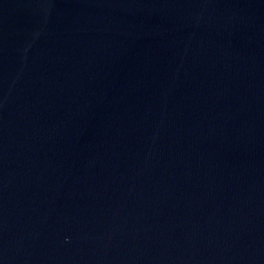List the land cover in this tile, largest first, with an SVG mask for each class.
<instances>
[{
  "label": "water",
  "instance_id": "obj_1",
  "mask_svg": "<svg viewBox=\"0 0 264 264\" xmlns=\"http://www.w3.org/2000/svg\"><path fill=\"white\" fill-rule=\"evenodd\" d=\"M0 264H264V0H0Z\"/></svg>",
  "mask_w": 264,
  "mask_h": 264
}]
</instances>
